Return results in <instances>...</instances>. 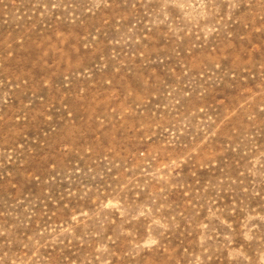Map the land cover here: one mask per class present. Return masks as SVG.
<instances>
[{"label":"rangeland","instance_id":"1","mask_svg":"<svg viewBox=\"0 0 264 264\" xmlns=\"http://www.w3.org/2000/svg\"><path fill=\"white\" fill-rule=\"evenodd\" d=\"M0 264H264V0H0Z\"/></svg>","mask_w":264,"mask_h":264}]
</instances>
